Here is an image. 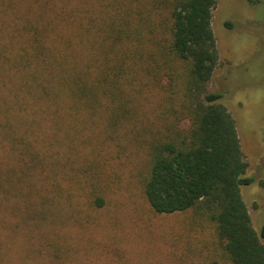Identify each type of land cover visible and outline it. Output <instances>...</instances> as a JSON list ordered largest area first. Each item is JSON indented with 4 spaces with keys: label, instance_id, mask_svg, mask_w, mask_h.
I'll use <instances>...</instances> for the list:
<instances>
[{
    "label": "trees",
    "instance_id": "16d2710c",
    "mask_svg": "<svg viewBox=\"0 0 264 264\" xmlns=\"http://www.w3.org/2000/svg\"><path fill=\"white\" fill-rule=\"evenodd\" d=\"M4 3L13 21L0 66H11L20 89L42 99L45 112L67 109L76 120L102 108L113 130L122 128L146 150L142 184L157 214H192L191 226L214 239L205 247L211 264H264V226L259 235L241 194L254 180L246 176L237 125L222 95L209 91L219 64L212 29L217 1ZM141 101L152 109L144 111ZM9 115L0 120L1 133L19 152L12 169L0 157V208L7 190L27 185L30 194H40L35 211L38 201L26 202L28 218L47 222L53 201L32 185L34 174L49 168L47 158L24 138L12 141ZM91 169L86 202L103 208L99 171Z\"/></svg>",
    "mask_w": 264,
    "mask_h": 264
},
{
    "label": "rangeland",
    "instance_id": "374dc122",
    "mask_svg": "<svg viewBox=\"0 0 264 264\" xmlns=\"http://www.w3.org/2000/svg\"><path fill=\"white\" fill-rule=\"evenodd\" d=\"M4 1L0 0V48L3 37L10 36L7 30L13 21ZM216 1L212 29L219 64L209 91L222 95L221 103L236 122L249 165L246 176L254 180L241 188V194L260 235L264 226V0ZM2 68L0 120L10 111L12 141L24 138L32 151L46 156L49 168L39 169L32 185L38 192L46 189L53 202H47L51 221L37 217L32 222L26 202L33 198L39 203L40 194L38 198L30 194L27 185L11 193L7 190L0 208V264H211L205 247L214 239L210 232L203 235L191 226L192 214L160 215L147 202L142 180L148 158L135 137L120 125L121 129L113 130L102 108L77 120L67 109L45 112L42 99L32 90L20 89L11 66ZM140 107L152 109L151 103L143 101ZM18 152L0 129V157L8 164L6 169L15 167ZM50 164L55 165L54 171ZM91 168L99 171V195L105 200L99 209L89 208L86 202ZM39 207L40 203L32 211Z\"/></svg>",
    "mask_w": 264,
    "mask_h": 264
}]
</instances>
